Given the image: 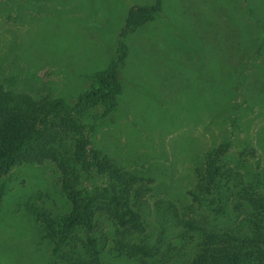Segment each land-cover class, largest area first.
<instances>
[{
  "label": "rangeland",
  "instance_id": "rangeland-1",
  "mask_svg": "<svg viewBox=\"0 0 264 264\" xmlns=\"http://www.w3.org/2000/svg\"><path fill=\"white\" fill-rule=\"evenodd\" d=\"M11 1L0 0V82L5 90L73 103L90 87L93 73L122 57L116 66L120 105L96 137L113 162L135 174L133 198L146 223L148 243L158 235L154 209L159 201L172 202L180 219L206 230L231 225L229 217H213L192 197L193 164L221 143H226L221 156L231 160L228 165L264 164V104L242 112L235 125L209 120L203 108L191 116L185 108L191 98L183 93L187 82L181 76L179 53L191 56L193 46L209 43L223 46L227 22L235 26L240 40L259 34L257 44L264 53V0H159L152 18L131 29L123 28L128 9L156 5L157 0ZM207 33L210 37L204 36ZM259 56L257 50L252 58L244 56L251 61L246 71L258 69ZM186 68H193L190 59ZM259 68L264 70V64ZM231 100L238 102L239 94ZM102 110L101 104L91 109ZM0 190V264H45L46 246L37 238L23 203L28 195H37L58 213L68 211L53 162L14 166L0 176ZM245 212L244 207L235 211ZM166 226L168 235L177 229L170 221ZM110 228L111 221L100 216L98 229ZM133 238L142 244L137 235ZM188 253L166 264H186ZM104 261L140 264L120 258Z\"/></svg>",
  "mask_w": 264,
  "mask_h": 264
},
{
  "label": "trees",
  "instance_id": "trees-1",
  "mask_svg": "<svg viewBox=\"0 0 264 264\" xmlns=\"http://www.w3.org/2000/svg\"><path fill=\"white\" fill-rule=\"evenodd\" d=\"M155 4L128 9L123 28L151 19L159 0ZM260 24L264 26V22ZM200 29L196 28L202 34ZM225 33L223 46H193L191 56L181 51V76L187 82L183 93L191 98L185 102L191 116L203 108L209 120L224 119L235 125L242 112L264 104V70L259 68L264 53L257 44L259 34L240 40L235 26L228 22ZM121 41L117 40L119 47ZM256 50L260 54L255 58L258 69L246 71L251 61L244 56L252 58ZM188 59L192 70L186 68ZM121 60L118 57L107 69L93 73L90 87L73 103L60 97L10 92L0 82V176L24 162L51 161L69 205L68 211L58 213L37 195H28L23 203L35 222L37 238L46 246L44 263L105 264L106 257L166 264L189 251L186 264H264V164L228 165L231 160L221 156L226 143L194 161L196 181L190 193L213 217H229L231 225L222 230L202 226L204 230L180 219L172 202L159 201L154 209L158 235L148 243L149 233L143 232L146 223L133 198L135 174L113 162L96 137L120 105L122 88L116 66ZM237 94L240 100L232 101ZM98 104L103 110L93 113L91 109ZM239 168L244 170L238 172ZM240 207L246 209L244 215L235 213ZM100 216L111 221L109 231L98 229ZM167 221L177 226L171 235L167 234ZM134 235L145 246L132 241Z\"/></svg>",
  "mask_w": 264,
  "mask_h": 264
}]
</instances>
